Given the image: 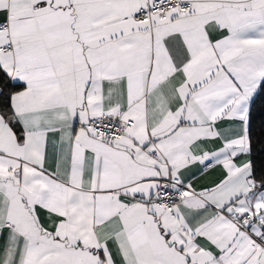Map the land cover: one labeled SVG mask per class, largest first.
I'll use <instances>...</instances> for the list:
<instances>
[{"label":"snow or ice","instance_id":"1","mask_svg":"<svg viewBox=\"0 0 264 264\" xmlns=\"http://www.w3.org/2000/svg\"><path fill=\"white\" fill-rule=\"evenodd\" d=\"M0 264H264V0H0Z\"/></svg>","mask_w":264,"mask_h":264}]
</instances>
